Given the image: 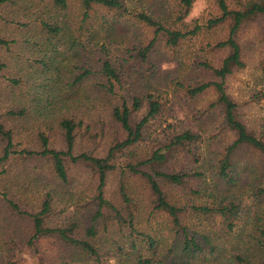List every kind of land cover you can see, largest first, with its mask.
<instances>
[{"label":"rangeland","instance_id":"374dc122","mask_svg":"<svg viewBox=\"0 0 264 264\" xmlns=\"http://www.w3.org/2000/svg\"><path fill=\"white\" fill-rule=\"evenodd\" d=\"M119 1L121 9L96 4L85 17L80 0H66L65 7L55 0H0V38L6 40L0 44V120L11 130L8 157L0 161V264H138L139 255L152 257L153 264H160L158 259L164 264L181 259L191 264L258 263L264 258V236L257 227L264 216V198L254 192L264 187V156L242 146L233 154L232 181L217 178L213 166L234 134L224 127L218 108L210 105L215 96L212 89L190 97L184 88L217 80L203 64L218 66L227 54L216 43L227 37L230 20L210 25L209 20L220 15L217 0H196L184 17L173 0ZM243 2L248 0H226L229 8H239ZM139 11L194 33L175 47L159 40L147 60L140 62L133 49L150 39L152 31L135 17ZM178 15L183 19L178 20ZM43 23L57 27V32L47 31ZM236 39L244 67L225 78L226 92L238 104L246 125L264 134V17L245 21ZM105 58L122 80L114 96L94 86ZM86 71L89 76L77 81ZM11 79L19 84L13 85ZM148 95L160 108L146 123L147 137H164L169 127L201 134L190 151L172 152L163 163V170L193 174L184 186L165 184L168 198L187 206L220 201L237 206L230 229L220 216L190 210L184 216V223L200 241L201 235L207 236L217 250L209 255L206 246L203 254L179 257L178 238L171 232L168 215L152 209L147 183L127 166L136 162L131 152L141 155L150 139L129 148L130 153L116 152L115 167L104 186V197L114 205L124 203L123 191L128 196L137 232L113 221L93 240L98 256L71 249L55 236L40 237L27 246L30 219L19 215L10 202L22 211L36 212L50 194L48 224L75 221L76 235H83L81 224L88 223L96 204L97 176L91 167L66 159L68 181L64 184L47 158L25 153L41 150L39 132L47 135L49 147L66 149L59 121L70 117L78 125L72 153L102 156L115 139L123 137L109 114L112 104L124 96L130 108L134 96L141 98L140 108L134 111V119L139 120L147 111ZM7 143L6 138L0 139V157ZM144 235L156 239L154 249Z\"/></svg>","mask_w":264,"mask_h":264},{"label":"trees","instance_id":"16d2710c","mask_svg":"<svg viewBox=\"0 0 264 264\" xmlns=\"http://www.w3.org/2000/svg\"><path fill=\"white\" fill-rule=\"evenodd\" d=\"M195 1L196 0H173L175 5L179 7L178 14H181L182 12L183 17L188 13ZM55 2L60 7H65L66 5V0H55ZM96 4L109 10H118L122 8V2L119 0H80L83 16L87 17ZM217 4L220 9V15L209 20V22L211 23L210 25H215L226 19L230 20L227 37L216 43L217 47L226 48L227 54L223 57L218 66L203 64L212 71L217 80H210L199 83L195 86H186L184 88L190 97L199 95L208 89L214 91V100L210 105L218 108L224 127L234 134V138L229 144L223 147L219 153L217 162L213 167L217 178L231 182L233 179L231 176V166L233 154L236 150L242 146H248L264 156V134L256 133L240 118L238 104L232 100L226 92L224 82L225 78L233 73L234 70L244 67L241 48L236 39V33L245 21L259 16L264 17V0H248L246 3H241L239 8H229L226 0H217ZM134 15L139 22L149 27L152 31V37L150 39L133 49L140 62L147 60L148 55L159 40H163L167 46L175 47L180 41L185 39L188 34L194 33L193 30L182 31L181 29L173 28L168 20L162 21L156 19L145 11L136 12ZM183 17L181 18V15L176 16L178 20L183 19ZM43 24L47 31L54 33L57 32V27H51L46 23ZM5 43L6 40L0 38V44ZM1 66L2 64L0 63V67ZM116 72L117 69L112 61L105 58L101 62L98 72H96L97 76L94 86L99 91H106L107 94L114 96L116 94V86H120L122 81L120 75ZM89 74L88 71L80 74L77 76V81L82 80L85 76H89ZM11 82L13 85L19 84V80L16 79H11ZM132 99L133 102L130 108L127 105V99L124 96H121L120 101L112 104L109 108V114L111 118L119 124L123 137L121 139H115L108 146L105 154L102 156L92 155L86 152L78 155L72 153L75 129L78 125L70 117H63L59 121L66 149L57 150L49 147L47 135L43 132H39L38 135L41 142V150L37 152L26 151L25 153L47 158L52 165V170L57 179L64 184L68 181L66 159L69 158L73 162L81 161L91 167L97 176L95 195L96 204L95 207L92 208L88 223L81 224L83 235H76L78 224H76L75 221L66 225L48 224V216L51 209L50 194L45 195L40 209L36 212L22 211L18 205L10 202L14 207L12 209H14L19 215H27L30 219L31 235L27 240V246H33L34 241L38 240L40 237L55 236L63 243L69 245L71 249H78L80 252L98 256V248L93 243V240L98 238L100 232H106L107 226L110 223L113 225V221L118 227L123 225L130 231L137 232V229L134 226V210L130 206L128 196H126L125 192L122 190L124 203L121 205L123 206L114 205L110 200L104 197V186L108 172L112 171L115 167L113 161L115 160L116 152L124 151L123 153H125L137 143L150 139L146 143L147 149L142 152V156L137 153L133 154V151L131 152L132 158H135L136 162H129L127 166L134 173H138L147 183L150 194L153 196L151 200L153 203L152 209L164 212L168 215L171 232L174 233L176 238H178L176 247L179 257L183 254L192 257L198 255L197 253H205L206 246L209 255H212L217 250L216 247L211 244L207 236L201 235L200 237H202L203 242L200 241L199 235L192 232L190 226L184 223V216L189 210L193 213L220 216L223 219V223L227 225V229H230L232 226L230 217L235 214L237 206L231 201L227 204H223L220 201L217 204L212 205L202 203L187 206L176 201H171L164 190L165 184L184 186L189 177L193 175L186 171L163 170L162 166L167 160L168 155L177 150L190 151V146L201 139V134L190 128L175 129L169 127V131L164 134V137H147V132L144 128L148 120L158 113L160 108L159 102L156 99H153L151 95H148L147 111L139 120H136L134 119V111L140 108L141 98L134 96ZM11 113L15 114L16 112ZM5 138L8 143L5 147V153L0 157V161L8 157V150L11 145V130L5 128L4 123L0 120V139ZM193 173L199 174L197 172ZM254 193L257 198H264V187L258 188ZM120 207H122L123 210H121ZM259 219L260 224L257 223V227L260 228V236L262 237L264 236V216ZM144 236L147 239L146 242L148 246L154 249L156 246V239L150 235ZM257 242L260 243L261 239H257ZM132 247H135L134 242H132ZM153 260L152 257L145 258L143 255H139L138 264H153ZM156 261L160 264H164V261L162 262L161 259ZM167 264H191V261L181 259V261L177 262L169 261ZM255 264H264V258Z\"/></svg>","mask_w":264,"mask_h":264}]
</instances>
